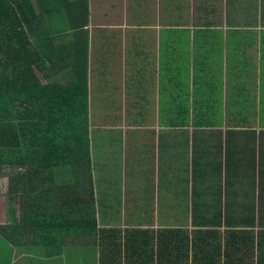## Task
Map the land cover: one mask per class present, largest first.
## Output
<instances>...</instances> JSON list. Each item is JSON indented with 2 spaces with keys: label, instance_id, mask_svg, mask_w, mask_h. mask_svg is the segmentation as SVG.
Segmentation results:
<instances>
[{
  "label": "crops",
  "instance_id": "crops-1",
  "mask_svg": "<svg viewBox=\"0 0 264 264\" xmlns=\"http://www.w3.org/2000/svg\"><path fill=\"white\" fill-rule=\"evenodd\" d=\"M58 26L57 47L42 51L54 65L44 59L38 74L86 81L100 227L122 218L121 231L178 230L184 264H264V225L244 242L224 230L208 242L211 228L193 218L264 217V128L243 124L264 120V0H88L85 26ZM174 45L189 51L182 77Z\"/></svg>",
  "mask_w": 264,
  "mask_h": 264
},
{
  "label": "trees",
  "instance_id": "trees-1",
  "mask_svg": "<svg viewBox=\"0 0 264 264\" xmlns=\"http://www.w3.org/2000/svg\"><path fill=\"white\" fill-rule=\"evenodd\" d=\"M87 2L0 0V177L9 169L7 217L0 223V264H10L14 256L12 264H28L25 255L30 264H49V260L54 261L51 264H154L156 260L184 264L179 251L186 247L183 242L188 237L178 230L100 227L89 174L86 81L76 72L65 83L49 72L38 74L41 67L48 69L44 59L54 65L42 51L57 47L53 33H58V22L69 18L85 26ZM81 6H85L84 20ZM217 31L212 29V33ZM175 33L185 43L188 32ZM198 42L203 41L193 39L192 43L201 49ZM176 46L172 47L180 61L174 75L182 77L187 74L189 51ZM217 104L212 99L211 107L216 109ZM190 120L181 118L180 126H190ZM253 121L264 128L263 119H243V124ZM219 212L212 209L209 215L193 216L196 223L211 228L206 232L208 242L217 241L213 235L220 230H224V240L232 235L231 239L244 242L253 239V228L264 225L262 216ZM35 250L48 261L32 260Z\"/></svg>",
  "mask_w": 264,
  "mask_h": 264
},
{
  "label": "rangeland",
  "instance_id": "rangeland-1",
  "mask_svg": "<svg viewBox=\"0 0 264 264\" xmlns=\"http://www.w3.org/2000/svg\"><path fill=\"white\" fill-rule=\"evenodd\" d=\"M90 153H91V151H90ZM107 164V163H106ZM106 168L108 169L109 168V166L108 165H106ZM8 172H9V169L8 168H6V169H4L3 170V172H2V174H3V176L2 177H0V223L2 224V223H4V219L7 217L6 216V201H5V196H6V188H7V174H8ZM90 173V175H91V177L93 176L92 175V173L91 172H89ZM96 176H93L97 181L96 182H94V188H95V191L96 192H101V190H100V185H101V183L103 182H100L99 180V177H101V176H103L104 175V172H103V168H101V167H96V171H95V173H94ZM123 217V216H122ZM119 220H120V222H118V220L115 222V223H112V224H114V225H112L111 223H109L110 225V227H117V226H119V227H121V228H124V222H122L123 221V219L122 218H118ZM118 222V223H117ZM10 256L12 257L13 255H12V252L10 251ZM25 258H26V262L28 263V264H30V261H29V258H28V255H25ZM30 258L32 259V260H34L35 258H40L42 261H44L45 263H46V261H48L47 259H45V255H43V254H41L40 253V250H35V251H33L31 254H30ZM15 260V256L13 257V258H11V263L10 264H12L13 263V261ZM23 260H25V259H23ZM10 262V261H9ZM49 264H51V263H54V261L53 260H49V262H48ZM55 264H58V262L57 263H55ZM64 264V263H63Z\"/></svg>",
  "mask_w": 264,
  "mask_h": 264
}]
</instances>
